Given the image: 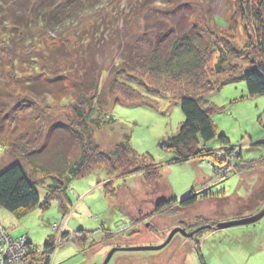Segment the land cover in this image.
Returning a JSON list of instances; mask_svg holds the SVG:
<instances>
[{
	"label": "rangeland",
	"instance_id": "374dc122",
	"mask_svg": "<svg viewBox=\"0 0 264 264\" xmlns=\"http://www.w3.org/2000/svg\"><path fill=\"white\" fill-rule=\"evenodd\" d=\"M35 1L0 0V19L5 18L11 23V18L14 16L23 15L27 18L34 9ZM100 1L103 3L98 9L99 12L90 10L87 13L86 28H89V31L85 34L83 30L85 36L88 37L92 35L93 30L98 33L95 32L93 37L84 40L85 42L80 41L82 38L78 39V37L66 34L70 38V45H68L70 49H66L67 58L59 59L58 62L62 66L60 75L63 76L67 85L76 79L79 80L76 65L81 62L80 64H85L81 67L91 72L96 70L95 75L99 79V90L97 91L101 93L102 89L106 91L110 80L114 77L111 70L115 71L121 63L131 61L130 58L133 60L143 56L153 43L152 41L156 43L161 37L169 43V38L175 35L181 38L184 35L192 37L196 32V34L200 33L202 39L209 43L208 49L216 50L219 45L225 48L226 40H231L236 47L242 49L244 54H247L245 46L249 42L247 33L252 35V39L256 37L255 30L258 25L255 23V27L249 17L246 21L244 19L242 23L234 24L229 29V19L233 15L236 0ZM257 1L249 0L250 7L257 4ZM261 11L264 17V8ZM244 23L248 24V29L243 25ZM70 24L72 26L71 22ZM30 32V30L22 32V34L25 33L23 34L25 38L29 39L25 41L23 48H20V55L26 56L28 50L31 49L30 46L34 45L42 48L41 51L46 54L47 62L42 64L44 69L40 66L38 74L30 67H26L24 63H16L15 67L19 78L33 77L38 80L37 84H41L40 79H51L50 73L54 68L51 65V58L47 56L46 48V46L53 45V39L49 40V36H46L44 40L43 36ZM10 33L9 29H4L3 25H0V116L5 112L8 114L6 115L7 120L0 117V128H2L0 131V167L7 162L2 156L3 141L5 145L11 142H28L30 144L28 150L39 146V139L44 133L42 128L52 125L53 123L48 124L51 119L53 122H66L69 116L72 117L70 105L77 99V95H72L66 96L61 102L51 97L44 100L33 95H25L19 92L21 90L17 87L13 90L11 85L6 86L4 79L8 77V75L5 77L7 62H10L11 58L8 57L10 54L7 55L4 48ZM60 41V39L54 40V44L60 45ZM20 46L21 43L18 47ZM15 54L18 56L17 51ZM19 58L24 59V57ZM84 58L86 61H82ZM246 60L243 55H239L237 61L233 59L230 62L243 64ZM214 62L215 59L210 63L211 66ZM129 75L135 82H139L137 77H142L148 86H159V80L156 81L149 74L142 73L140 69L134 71L133 75L130 73ZM214 76L213 70H209L207 66L205 76L200 83L202 85L204 83L205 88L206 80L216 82ZM217 82L220 88H214V91L206 96L212 106L217 108L212 119L218 133L223 134L231 145H236L230 148V156L227 155V159L223 160L224 165L220 157L212 160L217 166L215 170L218 173L217 178H225L221 171L226 168V165L234 171V174L229 175L225 180L212 177L208 167L195 160L173 161L175 159L173 153L163 151L158 147L161 140L177 133L180 123L184 120L179 102L175 98L181 94V90L192 85L193 80L170 82L164 80L167 88L159 86L162 91L158 95H147L150 104L123 102L120 100L123 98L118 96L120 101L112 106L117 95L111 97L106 95L104 98L108 106H112L111 113L117 123L112 122L109 126L95 129L92 142L102 150H109L119 142L121 133L128 134L130 143L138 155L159 166L160 173L169 184L170 196L178 200L188 196L191 190L202 191L203 188L218 197L231 195L247 197L260 184V177L256 172H246L241 176L243 179L241 184V177L236 173L234 166L238 160L252 162L261 157L264 158V146L255 145L264 141V95L249 97L245 82L241 79ZM192 87L195 88V84ZM195 92L202 94L200 87ZM94 101L95 99L92 101L93 117L101 115L107 117L110 109L105 111L96 109L97 105H94ZM2 106L5 107L2 108ZM37 114L39 115L36 116ZM49 114L54 115L48 117ZM35 117L37 120L34 119ZM25 131L27 133H24ZM51 141L53 142L54 138ZM206 145L216 150L221 147L217 139L207 142ZM14 147L19 152L22 149L20 146ZM70 151L72 152L70 159L74 161L80 153L79 147L75 146ZM106 175L104 168L101 167L83 178L72 180L66 189L69 209L65 214L56 201H52L47 209L41 207L51 179L46 175L35 173L34 179L37 181L35 188L39 193L40 205L21 218H16L0 208V224L5 227L0 228V234H5L4 229H7L12 236H21L19 238L21 241L15 246L18 248L15 250L18 254H15L14 260L27 257V254L20 251L24 236H26L30 242L29 245L37 246V248L39 246L40 252L45 251L44 243L50 237L52 242L50 247L54 249L50 264H102L112 248L119 250L114 252L107 264H125L126 262L136 264H264V217L252 224L210 229L195 240L187 239L188 237L177 233L172 241L160 250H120L127 247L161 244L172 229L182 228L178 226L179 221L186 220L188 214H194L198 210L204 214L206 206L210 207L208 211L219 212L217 211L219 207L214 206L218 200L204 201V203H198L194 209L179 210L175 212L176 214L172 213L174 207H169L161 213H155V205L169 195L162 180L152 185L156 188L152 186L147 188L142 183L141 172L132 173L125 178L116 175L108 179ZM105 182H110L109 186L113 187L111 196H106L103 192L102 185ZM231 201V207H225L226 205L220 207V214L214 217L216 222L227 221L237 216L238 218L252 216L264 208V201H261L258 206L240 212L236 216L231 210L238 204L235 200ZM201 219L203 220V217ZM201 219L197 222L203 223ZM195 230H197L195 234H198V229ZM179 252L182 254L179 255ZM183 253H186L184 263L181 258ZM35 257V260H40L41 264H45L38 255ZM32 259L33 256L29 255L28 260ZM40 261L35 264H39Z\"/></svg>",
	"mask_w": 264,
	"mask_h": 264
},
{
	"label": "trees",
	"instance_id": "16d2710c",
	"mask_svg": "<svg viewBox=\"0 0 264 264\" xmlns=\"http://www.w3.org/2000/svg\"><path fill=\"white\" fill-rule=\"evenodd\" d=\"M35 3L34 9H32L31 14L27 18H24L23 15V19L21 15L18 16L19 18L14 16L11 18V23L5 18L0 19V25H3L4 29H9V32L13 33H10L9 38L5 41L6 46L4 49L7 55L10 54L8 57L11 60L7 62L8 68L5 75V77L8 75L10 79L8 77L7 79L5 78L4 83L6 86L11 85L13 90L17 87L21 90L19 92L25 95H33L44 100L51 97L61 102L66 96L70 97L72 95H77V99L70 105L72 117L69 116L66 122H53L51 119L48 124H53L48 128H42L44 133L39 139V146L28 150L27 148L30 145L28 142H11L8 145H5L4 141L2 142V149H4L2 156L7 162L0 167V208L8 211L16 218H21L37 208L40 205V197L38 190L35 188L37 181L34 179V174L36 173L46 175L51 179L41 207L47 209L52 201H56L66 214L69 209L66 189L70 182L74 179L83 178L101 167L104 168L108 179L116 175L125 178L132 173L141 172L142 183L147 188L162 180L169 195L165 200L155 205V213H161L169 207H174L175 209L172 210V213L176 214L179 210L194 209L198 203L201 204L204 201L210 202L213 199L218 200L213 205L219 207L217 209L219 212L208 211L209 206H206L204 207L206 208L204 214L198 210L194 214H188L185 218L186 220L179 221L178 226L184 228L185 231L190 232L196 228L198 229V234H195V238H187L190 240H195L203 232L210 230L205 226L217 223L214 217L220 214V207L225 205V207H231V200H235L238 204V206H234L235 208L233 207L234 209L232 208L231 210L236 216L240 212L250 210L254 206H258L261 201H264L263 157L252 162L238 160L234 166L235 171H237L236 173L240 177L246 172H256L259 175L260 184L249 196L239 197L231 195L218 197L205 191L203 188L202 191L199 190L200 192L191 190L188 196L178 200L170 196L169 184L162 173H160L159 166L151 160L138 155L130 143L128 134L121 133L119 142L109 150H102L97 144L92 142L95 129L101 126H109L112 122L117 123V120L111 113V108L117 101L150 104L147 95H158L162 91L159 86L166 87L164 80L168 82L193 80V84L197 88H193L192 84L188 88L181 90V94L175 98L179 102L184 120L180 123L177 133L172 137L161 140L158 147L163 151L173 153L175 155L173 161L186 162L195 160L197 163L207 166L212 174V170L215 169L212 160L218 159L222 153L230 156V148L236 145H231L223 134L218 133L212 119V115L217 111V108L212 106L206 96L214 91V88H220L217 81L224 80V82H230L238 79L245 82L249 97L264 95V17L261 11L264 8V0H258L257 4L255 3L252 6L253 8L250 7L249 0H236L234 3L233 15L229 19V29L234 24L238 25L244 19L246 21L249 18H251L254 25L255 23L258 25L257 27L255 25L256 37L254 39H252V35L247 33L249 38V42L245 46L247 54H244L242 49L236 47L235 43L231 40H226L224 43L226 45L225 48L217 45L218 49L216 48V50L214 48L208 49L209 43L202 39L200 33L196 34V32L192 37L184 35L181 38L175 35L169 38V43H167L164 37H161L156 43L152 41L154 45L150 44L143 56L133 60L130 58L129 60L131 61L121 63L115 68V71L111 70L114 77L110 80L107 89H105L106 91L102 89V93L97 91L99 90V79L95 75V69L91 72V70L81 67V65L84 66L85 64H80L81 62H79L76 65L79 71V80L76 79L67 85L64 82L63 76L60 75L62 66L58 61H60L59 59L65 60L67 58V50L70 49L68 48L70 38L66 34L78 37V39L82 38L80 41L85 42L84 40L92 38L95 32L98 33V31L94 32L93 30L90 37L85 36L89 31V28H86L87 13L90 10L99 12L100 10L98 9H100V5L103 2L100 0H36ZM67 25L68 27H66ZM243 25H245L246 29L249 28L248 24L244 23ZM27 30L36 32L37 36H43L44 40L46 36H49V40L53 39V45L46 46L48 50L46 51L49 59L51 58V65L54 68L50 73L51 79L39 78L42 80V82H39L41 84H37L38 80L33 79V77L19 78L17 76L16 63H24L26 67H30L32 71L38 74L40 66L42 69V64L47 62L46 54L41 51L42 48L34 45L30 46L31 49L28 50L26 56L20 55V48H23L25 41L29 39L25 38L23 35L25 33L22 34L23 31L26 32ZM57 39L61 40L60 45L54 44V40ZM19 43H21L20 47H18ZM31 43L33 44V42ZM16 51L18 56L15 54ZM11 53L14 54L11 55ZM124 54H127L126 51H124ZM239 55H243L247 59L246 63L232 64L230 61L233 59L237 61ZM19 57H24V59L21 60ZM214 59V65L211 66L210 63ZM82 61H86V59L84 58ZM207 66H209V70L211 69L215 73L214 79L216 82L213 83V80H206L204 88V83L202 85L200 82L205 76ZM137 69H140L142 73L149 74L156 81L159 80V86H148L142 80V77H140L141 79L136 78L140 83L135 82L129 73L133 75ZM199 87L202 90V94L195 92ZM171 91L174 90L171 89ZM115 94L117 97H115L110 107L104 97L106 95L107 97L115 96ZM118 96H121L123 100H118ZM94 99L93 103L97 105L96 109L98 108L103 111L110 109L107 117L105 115L93 117L92 111H94V107L92 101ZM33 101L35 103V100ZM4 107L2 106V108ZM6 115H8L7 112L2 113L0 117L7 120L8 117ZM49 115L48 117H53L54 114ZM34 119L37 120L36 117ZM1 130L2 128H0ZM24 133H27V131ZM53 138L54 141L52 142ZM215 139L218 140L221 147L217 150L207 147V142ZM255 145L264 146V141L258 142ZM14 146H20L22 149L20 152L16 151ZM75 146L79 147L80 153L74 161H71L72 150L70 151V149H73ZM216 151L218 152L214 153ZM238 156L240 157V153ZM220 161L224 164L221 158ZM209 162L212 163L213 167ZM231 174H234L232 169L223 173L224 179L217 178L218 176H213V174L212 177L225 180ZM240 179L242 184V177ZM109 183L105 182L102 185L106 196H111L113 191V187L109 186ZM210 206L212 207V205ZM202 217L203 220L201 219ZM235 218H238V216L233 219ZM200 219L203 223L197 222ZM0 228L5 227H2V224H0ZM4 231L5 235L14 242L21 237L12 236L7 229H4ZM24 238L27 243H25L27 246L26 250L29 253L41 255L40 259L45 264L51 263V254L54 249L52 246L50 247L52 245L50 237L44 243V252L43 250L40 252L39 249L41 248L39 246L38 249L37 246L29 245L28 238L26 239V236ZM4 245L5 241L1 239L0 249L4 248ZM36 249L38 250L36 251ZM196 251L198 254L197 245ZM175 254L174 257L176 256ZM178 254L182 253L179 252ZM181 258L184 263L186 253H183ZM39 264H41V261ZM125 264L136 263L126 262Z\"/></svg>",
	"mask_w": 264,
	"mask_h": 264
},
{
	"label": "water",
	"instance_id": "95a60500",
	"mask_svg": "<svg viewBox=\"0 0 264 264\" xmlns=\"http://www.w3.org/2000/svg\"><path fill=\"white\" fill-rule=\"evenodd\" d=\"M262 217H264V208H262L259 212H257L256 214L252 216L235 218V219H230L227 221H221V222H217L215 225H206L205 227L207 229H225V228L237 226V225L252 224V223L259 221ZM196 232L197 230H193L192 232H186L184 229L180 227H176L170 231L166 239L161 244L153 245V246L127 247V248H122L120 250H128V251L160 250L164 248L172 240V238L174 237L176 233H179L184 237H195ZM117 250L119 249L112 248L107 254L102 264H107L110 258L112 257V255L114 254V252H116Z\"/></svg>",
	"mask_w": 264,
	"mask_h": 264
},
{
	"label": "built area",
	"instance_id": "2783aa9c",
	"mask_svg": "<svg viewBox=\"0 0 264 264\" xmlns=\"http://www.w3.org/2000/svg\"><path fill=\"white\" fill-rule=\"evenodd\" d=\"M227 157L228 156L226 153H222L220 156V158L224 161L227 159ZM210 165L213 167L212 163H210ZM214 168L215 169H213L214 171L212 170V174H213V176L214 175L218 176V173L215 171L217 169V166L214 165ZM229 170H231V169L229 168V166L226 165V168L223 169V171H221V172L226 173ZM1 239L5 241V245H4V248L0 249V264H35L38 261V260H35L36 259L35 255H38L39 258H41V255L34 254V253L31 254L26 250V246L24 245V243H25V239H24V242L22 241L23 244H22V248L20 251L27 254V257L26 258L25 257H21V258L19 257L18 259L14 260V258L16 256L15 254H18L15 251V250H18V248H15V246L18 242L21 241V239L20 240L18 239L14 242V241L10 240L9 237H7L5 234H0V240ZM8 239H9V241H8ZM29 255L33 256L32 260H28ZM11 260H13V261H11ZM8 261H10V262H8Z\"/></svg>",
	"mask_w": 264,
	"mask_h": 264
}]
</instances>
